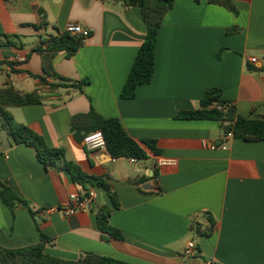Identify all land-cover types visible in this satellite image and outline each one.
<instances>
[{"label": "crops", "instance_id": "0c3cea01", "mask_svg": "<svg viewBox=\"0 0 264 264\" xmlns=\"http://www.w3.org/2000/svg\"><path fill=\"white\" fill-rule=\"evenodd\" d=\"M231 2L236 13L208 0H174L157 33L150 82L123 99L122 87L146 32L136 6L107 0H0V34L17 36L21 43L0 47V87L10 83L21 93L42 95L40 104L9 112L48 147L62 149L65 160L84 174L105 180L119 203L109 224L123 237L102 238L95 211L110 204L102 188H83L66 171L45 168L33 148L11 144L0 128V182L26 203L10 211L0 200V246L34 245L41 233L49 240L44 253L64 260L91 253L130 264H190L206 258L215 264H264V140H224L219 121L180 116L198 110L204 92L216 88L236 117L264 122V73L251 70L264 65V0ZM43 21L44 26L33 27ZM70 23L90 35L73 56L59 53L53 60L56 73L68 81L46 77L43 84L32 77L42 75L34 48L41 37ZM249 57L259 63L250 64ZM81 81L87 84L80 91L57 85ZM91 108L117 119L146 157L133 163L112 158L106 149H87L71 133L70 119ZM147 140L154 141L158 154L145 146ZM205 142L226 148L210 150ZM160 156L174 158L177 166L155 171ZM89 188L96 195L89 210L71 216L48 211ZM191 239L198 255L187 262L181 250Z\"/></svg>", "mask_w": 264, "mask_h": 264}, {"label": "trees", "instance_id": "16d2710c", "mask_svg": "<svg viewBox=\"0 0 264 264\" xmlns=\"http://www.w3.org/2000/svg\"><path fill=\"white\" fill-rule=\"evenodd\" d=\"M112 2H121L124 6H136L145 23V37L133 60L125 83L122 87L120 97L131 99L135 96L137 86L150 82L155 62V47L157 42V33L161 26L164 16L173 7L174 0H107ZM211 4L225 7L227 10L236 13V9L231 0H208ZM46 23L35 28H40ZM236 31V28L229 30ZM15 39V40H13ZM83 41L77 36H72L68 32H59L56 30L54 35L41 37L39 44L34 51L40 55L42 75L31 76L38 79L41 83L47 84L46 77L68 81L59 76L53 67V60L56 55L63 53L65 58L73 56L82 46ZM12 45L20 47L21 43L17 36H7L0 34V47ZM252 71L264 73V65L260 68H252ZM87 81H81L77 84L59 83L60 87L74 88L81 90ZM219 90L216 88L207 89L200 100L198 110L183 112L180 114L183 119L190 120H216L221 124L224 134L231 132L233 138L243 141L264 140V122L261 120H247L236 117L234 106H229L226 110H219L215 104H224L226 101L220 100ZM42 95L37 91L30 93H21L10 83H5L0 87V128L5 130L11 139V144H25L34 149L37 160L45 168H54L66 171L72 181L81 185L83 188L98 187L102 188L109 196L110 204L103 205L96 209V222L99 230L104 234L103 239L113 238L121 240L122 234L119 230L109 224L111 212L119 207L116 196L110 193V187L101 177L88 176L81 169L65 160L62 149L48 147L43 138L37 135L26 125L17 123L9 108L20 107L24 105L40 104ZM70 131L74 137L84 138L87 134L99 131L103 135L105 148L114 159L127 158L142 160L146 157L140 144L130 138L120 122L114 118H104L97 114L92 108L87 113L73 115L70 119ZM145 146L153 153L158 154L154 141L147 140L143 142ZM0 200L10 210L13 211L18 203L26 205L17 194L8 185L0 182ZM212 225L213 221H210ZM199 233H205L196 227ZM211 230V226L209 228ZM208 230V231H209ZM40 241L37 244L20 248H6L0 246V264H130L124 261L104 257L96 254H83L76 260L59 259L44 253L45 243L48 238L39 233Z\"/></svg>", "mask_w": 264, "mask_h": 264}, {"label": "built area", "instance_id": "2783aa9c", "mask_svg": "<svg viewBox=\"0 0 264 264\" xmlns=\"http://www.w3.org/2000/svg\"><path fill=\"white\" fill-rule=\"evenodd\" d=\"M64 31L68 32L72 36H77L81 38L82 41H85V39H87L90 35L89 29L84 28L78 23L68 24L65 27ZM248 62L250 64H257L259 63V60L256 57H249ZM231 105L232 104L230 102H226L221 105L215 104V107L219 110L224 111ZM232 138L233 136L231 132H227L223 136L224 140H229ZM83 144L89 150L106 149L103 135L99 131L87 134L83 138ZM204 146L209 148L210 150H215L218 148L220 149L226 148L224 144L217 145V144H213L210 142H205ZM130 161L133 163H136L138 160L131 158ZM154 166H155L154 167L155 171L162 170L163 168H175L177 166V161L174 158L160 156V157H157ZM95 196L96 195H95L94 189L89 188V190L82 196L71 195L67 204H63L62 206L58 208H53L48 211H58L63 216H71L77 212H84L90 209L89 204H91ZM181 255L187 262L195 260L196 256L198 255V248H197L196 241L193 239L188 240L181 250ZM190 264H215V260L211 258H206V259H201L199 262L194 261V263H190Z\"/></svg>", "mask_w": 264, "mask_h": 264}, {"label": "rangeland", "instance_id": "374dc122", "mask_svg": "<svg viewBox=\"0 0 264 264\" xmlns=\"http://www.w3.org/2000/svg\"><path fill=\"white\" fill-rule=\"evenodd\" d=\"M2 132H3L2 134H5V133H6V131H5V130H3Z\"/></svg>", "mask_w": 264, "mask_h": 264}]
</instances>
